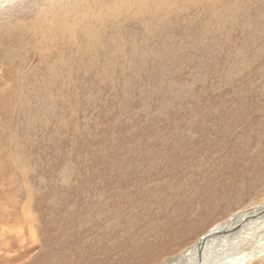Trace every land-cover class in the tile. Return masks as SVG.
Masks as SVG:
<instances>
[{"label":"rangeland","instance_id":"obj_1","mask_svg":"<svg viewBox=\"0 0 264 264\" xmlns=\"http://www.w3.org/2000/svg\"><path fill=\"white\" fill-rule=\"evenodd\" d=\"M263 203L264 0H0V264H166Z\"/></svg>","mask_w":264,"mask_h":264},{"label":"bare ground","instance_id":"obj_2","mask_svg":"<svg viewBox=\"0 0 264 264\" xmlns=\"http://www.w3.org/2000/svg\"><path fill=\"white\" fill-rule=\"evenodd\" d=\"M115 9H117V8H115ZM130 10H131V8H130ZM138 11H140V10H138ZM140 14H142V12ZM132 15H134V14H132ZM132 15H129V16L131 17ZM263 210H264V203L259 207L252 208V209L245 211V212H242V213L240 212L237 215L233 216L227 222L215 227L216 230H231V229L235 228L238 224L243 223L242 226L238 230L232 232L229 236L221 237V238H214V239L208 240L205 243V245L203 246V250L201 251V257L199 258L200 261H198V246H200L201 244L198 242L199 244H196V245L190 247L185 252L180 254V256L176 257L175 259H173V260L170 259V261L167 262L166 264H209L208 262L211 261L213 258H219L220 256L221 257L223 256V258L220 260V262L217 263V264H221V262L223 260H226L225 259L226 256L224 255V253H226L230 248H231L230 251L232 249H237L236 253L240 254V258H241V256L246 255L245 251L247 250V247H244L243 249L241 248L242 247L241 243H243V242L245 243L247 240L252 238L253 235L258 236L264 229V215H262V216L260 215V217L255 216ZM248 217H254V218H252L251 220H249L245 223L244 219H246ZM262 237L264 238V235ZM260 242H261V240H260ZM239 248H241V249L239 250ZM242 258H244V257H242Z\"/></svg>","mask_w":264,"mask_h":264},{"label":"water","instance_id":"obj_3","mask_svg":"<svg viewBox=\"0 0 264 264\" xmlns=\"http://www.w3.org/2000/svg\"><path fill=\"white\" fill-rule=\"evenodd\" d=\"M260 215H264V210L261 211L259 214L255 215L256 217H260ZM254 217H248L246 219H244V222L246 223L247 221L251 220ZM244 223V224H245ZM243 223L238 224L235 228L231 229V230H216L215 228L212 229L211 231L207 232L198 242L201 244L200 246H198V261H200V257H201V251L203 250V246L205 245V243L208 240L214 239V238H221V237H226L229 236L232 232L238 230ZM197 242V244H199Z\"/></svg>","mask_w":264,"mask_h":264}]
</instances>
